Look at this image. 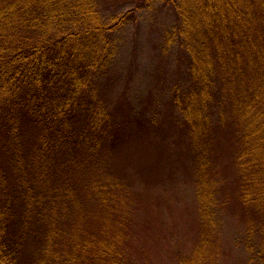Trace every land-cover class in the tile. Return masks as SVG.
I'll return each instance as SVG.
<instances>
[{
  "label": "trees",
  "instance_id": "16d2710c",
  "mask_svg": "<svg viewBox=\"0 0 264 264\" xmlns=\"http://www.w3.org/2000/svg\"><path fill=\"white\" fill-rule=\"evenodd\" d=\"M156 4L175 16L163 48L178 50L186 74L170 105L190 136L200 215L201 236L178 264H218L231 198L212 152L226 123L247 218L240 243L248 264H264V0H140L109 18L99 0H0V264L137 263L99 86L121 31Z\"/></svg>",
  "mask_w": 264,
  "mask_h": 264
},
{
  "label": "rangeland",
  "instance_id": "374dc122",
  "mask_svg": "<svg viewBox=\"0 0 264 264\" xmlns=\"http://www.w3.org/2000/svg\"><path fill=\"white\" fill-rule=\"evenodd\" d=\"M139 1L99 4L109 18L136 9ZM134 18L121 31L116 63L99 86L113 112L109 133L119 136L107 165L130 194L128 251L136 264H178L180 254L201 236L194 151L180 113L170 105L172 87L186 72L178 68V50L163 48L165 33L175 23L173 13L156 4L136 11ZM235 145L233 125L226 123L212 152L222 193L231 198L217 233L218 264H248L240 243L247 218L238 199Z\"/></svg>",
  "mask_w": 264,
  "mask_h": 264
}]
</instances>
